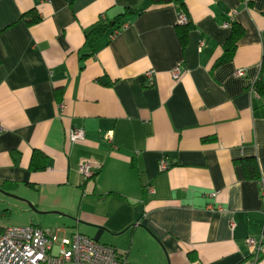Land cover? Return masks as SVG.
Listing matches in <instances>:
<instances>
[{
  "label": "crops",
  "instance_id": "1",
  "mask_svg": "<svg viewBox=\"0 0 264 264\" xmlns=\"http://www.w3.org/2000/svg\"><path fill=\"white\" fill-rule=\"evenodd\" d=\"M126 8L137 13L85 42ZM262 190L264 0H0L2 226L78 231L128 264H264L244 240L261 233Z\"/></svg>",
  "mask_w": 264,
  "mask_h": 264
},
{
  "label": "built area",
  "instance_id": "2",
  "mask_svg": "<svg viewBox=\"0 0 264 264\" xmlns=\"http://www.w3.org/2000/svg\"><path fill=\"white\" fill-rule=\"evenodd\" d=\"M187 16L181 12L178 23H187ZM180 65L172 70L177 79L181 73ZM237 76L244 75L243 69L236 71ZM59 108H63L59 104ZM108 137V136H107ZM81 129L73 128L69 132L70 142L82 140ZM166 162L160 163V169L166 168ZM95 165L88 160L80 163V172L89 179L95 172ZM264 194V190L261 192ZM1 219V217H0ZM245 244L252 254L258 255L264 246V224L259 237L247 236ZM0 264H128L118 250L108 244L86 236L78 231L70 235L61 234L58 228H41L29 224L25 226H2L0 222Z\"/></svg>",
  "mask_w": 264,
  "mask_h": 264
},
{
  "label": "trees",
  "instance_id": "3",
  "mask_svg": "<svg viewBox=\"0 0 264 264\" xmlns=\"http://www.w3.org/2000/svg\"><path fill=\"white\" fill-rule=\"evenodd\" d=\"M151 1L155 5H163V4H168L171 2H178L179 5L184 6V0H151ZM136 13L137 11L126 8L123 10L122 13H120L117 17H115L110 22L98 23L94 25L93 27L86 30V32L84 33L85 42L87 44H91L95 39H97L99 36L107 32L108 30H112V32H115L123 24V21L126 15H132ZM36 19H37L36 17H33L32 21H35ZM187 24L188 23H185L182 26H178V29H177L178 38L181 41V43H184V40L186 37V29H187L186 25ZM240 33H241V27H236V25L233 24L232 32L227 41L226 50L222 58H220L218 62H221V61H224L230 58L231 54L233 53L235 49L237 37ZM240 163L242 164L244 175L246 178L251 179V178L259 177V169H258V165L255 159L243 158L240 160ZM45 166H46L45 158L42 155L40 156V154L35 153L32 156V159L30 162V169L33 171L42 170L45 168Z\"/></svg>",
  "mask_w": 264,
  "mask_h": 264
},
{
  "label": "water",
  "instance_id": "4",
  "mask_svg": "<svg viewBox=\"0 0 264 264\" xmlns=\"http://www.w3.org/2000/svg\"><path fill=\"white\" fill-rule=\"evenodd\" d=\"M5 194L8 195V196H11V197L17 198V196H15V195H12V194H9V193H6V192H5ZM20 199H21V198H20ZM21 200L27 202L28 206H29L31 209H35V207H34V206H33L28 200H26V199H21Z\"/></svg>",
  "mask_w": 264,
  "mask_h": 264
},
{
  "label": "rangeland",
  "instance_id": "5",
  "mask_svg": "<svg viewBox=\"0 0 264 264\" xmlns=\"http://www.w3.org/2000/svg\"><path fill=\"white\" fill-rule=\"evenodd\" d=\"M14 226H15V225H14ZM59 230H60V232H61L60 235L63 234V233H65L63 230H61V229H59ZM65 234H66V233H65ZM66 235H68V234H66Z\"/></svg>",
  "mask_w": 264,
  "mask_h": 264
}]
</instances>
